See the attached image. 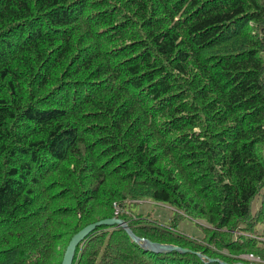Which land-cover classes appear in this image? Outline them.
I'll return each instance as SVG.
<instances>
[{
  "label": "trees",
  "instance_id": "trees-1",
  "mask_svg": "<svg viewBox=\"0 0 264 264\" xmlns=\"http://www.w3.org/2000/svg\"><path fill=\"white\" fill-rule=\"evenodd\" d=\"M112 218L190 252L102 226L72 264L264 263V0H0V264Z\"/></svg>",
  "mask_w": 264,
  "mask_h": 264
},
{
  "label": "water",
  "instance_id": "water-1",
  "mask_svg": "<svg viewBox=\"0 0 264 264\" xmlns=\"http://www.w3.org/2000/svg\"><path fill=\"white\" fill-rule=\"evenodd\" d=\"M102 226H118L128 235V237L135 244H139L142 248H145V250L151 251L153 253H164V252L188 253L190 252L189 250L181 248V247L151 242L148 239L137 237L124 221L118 218H112V219L101 220V221L89 224L85 226L84 228H82L80 231H78L70 239L65 249V252H64V255H63V258L60 264H72L74 254H75V251L78 245L82 241H84L86 237L90 235L96 228L102 227ZM197 255L201 258H205L203 255L199 253H197ZM209 261L215 262L216 260L210 259ZM221 264H227V263L221 262ZM237 264H242V263H237Z\"/></svg>",
  "mask_w": 264,
  "mask_h": 264
},
{
  "label": "rangeland",
  "instance_id": "rangeland-1",
  "mask_svg": "<svg viewBox=\"0 0 264 264\" xmlns=\"http://www.w3.org/2000/svg\"><path fill=\"white\" fill-rule=\"evenodd\" d=\"M131 211L135 214H141L143 216H150L162 222L164 225H174V227L181 232H184L187 236L197 237L202 235V228L200 225L203 223L200 221H192L186 217H180L175 220L176 213L173 208L160 203L152 201H141L131 207ZM197 223L199 225H197ZM145 249V248H144ZM249 260V259H244Z\"/></svg>",
  "mask_w": 264,
  "mask_h": 264
},
{
  "label": "built area",
  "instance_id": "built-area-1",
  "mask_svg": "<svg viewBox=\"0 0 264 264\" xmlns=\"http://www.w3.org/2000/svg\"><path fill=\"white\" fill-rule=\"evenodd\" d=\"M249 259H250V260H253V261H255V259H254V258H252V257H249Z\"/></svg>",
  "mask_w": 264,
  "mask_h": 264
},
{
  "label": "bare ground",
  "instance_id": "bare-ground-1",
  "mask_svg": "<svg viewBox=\"0 0 264 264\" xmlns=\"http://www.w3.org/2000/svg\"><path fill=\"white\" fill-rule=\"evenodd\" d=\"M95 231V230H94Z\"/></svg>",
  "mask_w": 264,
  "mask_h": 264
}]
</instances>
